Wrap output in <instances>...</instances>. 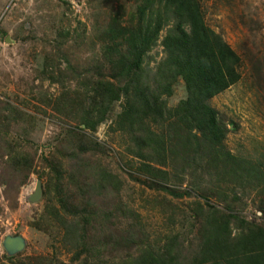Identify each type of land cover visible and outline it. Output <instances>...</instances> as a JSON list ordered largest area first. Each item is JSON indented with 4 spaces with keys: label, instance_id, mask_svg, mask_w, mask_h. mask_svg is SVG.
<instances>
[{
    "label": "rangeland",
    "instance_id": "1",
    "mask_svg": "<svg viewBox=\"0 0 264 264\" xmlns=\"http://www.w3.org/2000/svg\"><path fill=\"white\" fill-rule=\"evenodd\" d=\"M197 2L204 24L239 57L237 81L207 100L227 128L220 148L244 160L235 169L237 181L232 175L213 178L205 167L214 158L205 148L197 150L194 141L185 146L183 139L172 136L167 144L176 153H167V163L148 162L164 169L166 179L148 177L142 171L144 161L129 151L134 148L129 135L110 129L122 99L112 102L92 132H78L72 115L61 110L60 104L68 101L62 91H71L66 95L75 101L78 94L72 90L83 88V82L90 86L102 29L111 21L134 25L137 0H0V264H119L147 251L159 254L170 244L178 262L189 261L199 256L196 209L217 205L220 192L235 204L228 214L264 227V208L257 206L264 188L254 186L249 176L264 185V0ZM163 34L161 30L143 58L147 79L163 57ZM185 95L177 76L165 99L167 107ZM145 124L157 133L167 131V123L159 119H146ZM68 130L74 145L83 134V141L92 139L98 146H87V154L77 155L64 138ZM55 156L64 169L61 193L50 169ZM81 160L103 168L111 178L106 188L86 193L95 207L90 224L76 230L70 226L72 215L60 210L57 221L50 211L59 207L60 197L66 203L84 200V190L75 187H82L81 178L74 186L67 180V172ZM245 162L247 183H239ZM37 179L41 195L31 202L27 197ZM237 194L246 199L245 205L232 198ZM217 207L224 211L227 206ZM81 216L76 214V220L83 227ZM6 236L21 237L22 248L7 253Z\"/></svg>",
    "mask_w": 264,
    "mask_h": 264
},
{
    "label": "trees",
    "instance_id": "2",
    "mask_svg": "<svg viewBox=\"0 0 264 264\" xmlns=\"http://www.w3.org/2000/svg\"><path fill=\"white\" fill-rule=\"evenodd\" d=\"M134 15V25L122 26L111 21L102 29L99 35L100 58L92 65L91 79L87 80L90 86L79 82L84 89L72 90V95L78 94L75 101L66 95L71 91H62L68 101L60 104L61 110L72 115L78 132H92L104 120L112 102L122 99L120 111L110 129L129 135L134 146L129 151L144 161L142 171L148 177L160 182L166 179L164 169L148 162L161 166L167 163V153H176L175 148L167 144L172 136V139H183L185 146H191L194 141L197 150L205 148L208 157L214 158V161L207 160L205 167L213 173V178L232 175L237 181L239 175L235 169L244 160L239 161L220 148L227 128L207 100L237 81L239 57L219 34L204 24L197 0H137ZM161 30L164 34L159 45L163 57L150 70V78L147 79L143 76V58L157 42ZM177 76L183 81L186 95L170 108L165 99L170 95L173 79ZM149 118L166 122L167 131L157 133L150 130L145 124ZM83 137L85 135L80 134L81 139H77L74 145L69 130L64 136L77 155L87 154V146L91 150L98 146L92 139L83 141ZM74 163V168L67 172V180L74 186L81 178L82 187L80 183L75 187L84 190L85 198L80 203H66V198L60 197L59 209L53 208L50 215L57 221H60V210L63 214L72 215L70 226L77 230L90 224V215L95 207L91 195L86 193L109 186L111 174L86 160ZM50 165L57 183L55 190L61 193L59 183L64 171L61 161L55 156ZM240 171L243 178L238 182L247 183V162ZM249 176L255 180L254 186L264 188L261 181L250 173ZM260 193L264 196V191ZM218 198L217 205L206 203L196 209L200 220L199 256L178 262L179 255L170 244L159 254L147 251L119 264H264V227L228 214L227 211L235 206L227 201L231 197L220 192ZM232 198L246 204L241 195ZM218 204L227 207L223 211L217 207ZM257 206L264 208L263 197ZM76 214L84 217L83 227L76 220Z\"/></svg>",
    "mask_w": 264,
    "mask_h": 264
},
{
    "label": "water",
    "instance_id": "3",
    "mask_svg": "<svg viewBox=\"0 0 264 264\" xmlns=\"http://www.w3.org/2000/svg\"><path fill=\"white\" fill-rule=\"evenodd\" d=\"M41 195V183L40 180L37 179L35 181L34 188L32 192L28 195L27 199L31 202L37 201ZM23 246V240L19 236H6L3 239V247L7 251V253H15L19 251Z\"/></svg>",
    "mask_w": 264,
    "mask_h": 264
}]
</instances>
